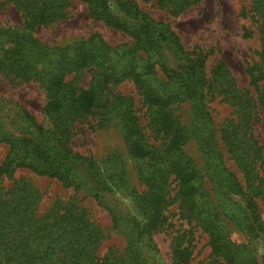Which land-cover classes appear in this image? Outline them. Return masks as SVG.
Listing matches in <instances>:
<instances>
[{
    "label": "trees",
    "instance_id": "1",
    "mask_svg": "<svg viewBox=\"0 0 264 264\" xmlns=\"http://www.w3.org/2000/svg\"><path fill=\"white\" fill-rule=\"evenodd\" d=\"M14 1L25 23L22 28L0 27V74L36 81L47 90L43 111L51 126L38 123L24 111L10 118L11 130L4 127L0 134V141L10 145L0 164V264H148L146 248H153V234L165 222L173 183L177 188L174 199L180 198L188 212L199 213L213 250L226 254L227 261L236 264V246L226 237L223 219L207 214L199 204L203 195L200 169L184 150L188 128L173 108L176 103L192 101L194 119L202 126L198 139L207 173L221 196L222 218L233 220L252 240L258 239L264 233L258 205L225 166L217 130L205 104L207 92L216 90L222 100L238 106V119L221 125V140L248 180L253 179L261 148L250 131L249 101L235 87L224 60L215 65L210 86L205 65L213 49L188 51L169 23L155 19L134 0H81L88 3L94 19L127 33L132 38L129 46H111L93 34L66 47L42 42L33 30L65 18L73 0ZM194 1L182 0L178 7L185 9ZM252 10L264 49V0H252ZM85 70L91 74L88 85L82 84ZM256 70L257 66L249 68L254 85L262 77ZM125 80L133 81L147 106L154 137L163 140L159 145L149 141L134 98L113 93L112 87ZM118 108L131 156L146 161L149 169L143 177L146 189L127 192L135 212L114 215L116 225L130 227L125 251L110 249L100 255L104 235L86 208L75 198L56 200L45 215H38L40 191L15 175L20 169H29L38 175L57 177L65 185L84 183L102 202L105 193L121 188L116 179L120 176L107 174L96 160L74 152L70 140L76 122L93 113L109 121ZM5 179H11L12 184H3ZM232 195L242 196L245 204L234 201ZM185 236L174 238L173 264H191L193 251L183 245ZM241 252L243 264H257L250 249L242 246Z\"/></svg>",
    "mask_w": 264,
    "mask_h": 264
},
{
    "label": "rangeland",
    "instance_id": "2",
    "mask_svg": "<svg viewBox=\"0 0 264 264\" xmlns=\"http://www.w3.org/2000/svg\"><path fill=\"white\" fill-rule=\"evenodd\" d=\"M134 1L155 19L169 23L188 51L194 48L204 51L213 49L205 65L207 83L213 86L212 71L219 61L224 60L235 87L248 99L249 105L246 103V106L250 110V131L262 154L254 163L251 180H248L245 170L221 140V125L229 119H238V106L222 100V95L216 90L207 92L205 104L217 130L225 166L236 175L244 191L253 196L264 223V49L259 23L253 17L252 0H195L185 9L178 7L182 0ZM24 23L23 12L14 0H0V27L22 28ZM93 34L100 35L111 46H129L132 43V38L127 33L106 25L102 20L94 19L90 15L88 3L81 0H73L65 18L47 25H37L33 30V35L42 42L61 47L86 40ZM254 66H257V73H262L257 85L252 83L249 74V68ZM87 71L83 72V85H88L91 78ZM159 75L166 79L163 73L159 72ZM112 91L132 96L149 141L156 145L163 142L154 137L155 134L149 126L147 106L143 104L133 81L125 80L113 86ZM47 100V90L38 82L22 81L14 76L0 74V134L4 127L11 130L10 118L24 111L38 123L51 126L50 119L43 111ZM173 108L175 115L188 128V140L184 150L200 169L203 195L199 204H203L207 214H218L223 219L226 237L230 244L236 246V264L244 263L245 258H241L242 246L252 251L257 264H264V233L258 239L252 240L233 220L222 218L221 196L215 191L213 180L207 173L206 160L198 139L202 126L194 119L192 101L176 103ZM119 111L120 108L116 109L109 121H104L99 113H93L76 122L70 140V147L74 152L96 160L107 174L112 172L120 176V179L116 176L115 178L121 188L105 193L102 202L95 199L89 186L84 183L65 185L57 177L38 175L29 169H20L15 175L16 178H24L40 191L42 199L38 215H45L56 200L66 202L75 198L79 205L86 208L104 235L99 248L100 255L110 249L118 250L119 253L125 251L126 235L130 227L126 224L116 225L114 215L122 217L127 211L135 212L134 203L127 192L134 189L143 192L146 189L143 177L149 169L146 161L131 156L122 130L123 122L118 117ZM9 151L10 145L0 141V164ZM3 184L10 186L12 180L5 179ZM176 192L177 188L173 183L169 192V200L172 201L166 208L165 222L153 234V248H146L144 256L148 264H173L174 238L180 234L186 235L183 245L189 246L193 251L191 264H232L227 261L226 254L213 250L199 213L188 212L180 198L174 199ZM231 197L234 201L245 204L242 196ZM222 201L224 203V199Z\"/></svg>",
    "mask_w": 264,
    "mask_h": 264
}]
</instances>
